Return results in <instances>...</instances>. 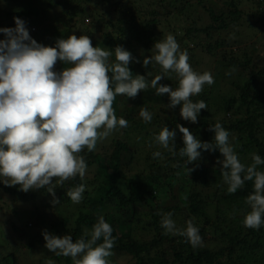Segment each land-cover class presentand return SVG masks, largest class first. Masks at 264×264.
<instances>
[{
    "label": "trees",
    "instance_id": "trees-1",
    "mask_svg": "<svg viewBox=\"0 0 264 264\" xmlns=\"http://www.w3.org/2000/svg\"><path fill=\"white\" fill-rule=\"evenodd\" d=\"M75 1L46 0L48 7L41 13L27 10L8 15H11L13 24H15V17L30 21L34 15H48L51 8L64 7L67 25H74V22L80 25L86 16H92L94 20L92 25L88 27L81 25L80 28L82 32L96 40V46L104 44L109 51L110 48L117 46H129V39H126L129 36L125 32L126 24L130 26V32L137 38L136 40H142L141 32L134 27V22L138 17L140 18V14L135 15L132 12L131 18L126 20L127 9H123V4H121L123 0H100L102 5H111L118 14H121L115 22L113 20L102 22L94 16V9L100 8L94 0H78L79 5L75 4ZM157 1L161 7V15L167 18V13L163 9L164 5L174 7L178 2L187 3L189 0ZM82 2L84 5L81 4ZM256 2L261 7V12L257 11V14L260 23L264 26V5L257 0ZM231 5L235 7L234 3ZM67 8L69 10H66ZM210 12L215 22L222 23L214 27V30L218 32L232 28L241 16L238 10H230V14L234 17V22L232 20L233 23H230L223 19V14L214 16V11L210 10ZM150 16L152 17L145 18L146 30H150L153 26L156 27L155 25L160 21L156 19L154 11L150 13ZM2 18L5 23V16L3 15ZM39 21L40 18L34 23L39 25ZM110 25L115 27V32L102 31V28ZM100 31L103 33L102 38H99ZM193 33L210 35V28L201 30L190 28L185 36H175V39L180 46H185ZM114 34L117 38L113 36ZM0 35L5 36L2 32ZM159 40L162 39L154 35L145 36V45L149 53L154 51V54H157L154 44ZM222 43L217 42L215 48H222L224 44ZM212 49L210 47V52ZM66 67L69 66L62 63L59 71ZM226 67L228 69L242 67L243 70H248V64L239 61H231ZM129 68L134 76L137 74L145 76L149 87L139 92L134 98L137 101L129 98L128 101L123 102L125 110L121 113L120 99L119 96L116 97L113 103L115 114L118 118H125L128 121V127L118 128L107 139L99 141L93 152L84 149L80 153L87 163L83 180L79 175L63 184L53 180L55 198L60 201L59 204L53 203L54 197L47 191V186L24 192L19 185H5L2 182L4 178L0 177V200L3 195H8L13 197L15 203L22 202L32 209L34 206V210L37 211L34 212L35 216L30 218L34 224H28V222L21 221L19 213L15 210L17 219L10 222L11 230L9 232L4 229L0 230L1 252L2 248L4 252L6 248L12 249L4 259L5 264H20V257L35 255L40 251L42 258L39 264H75L71 257L57 256L49 251L45 247L46 241L41 231L49 230L51 234L61 237L72 235L75 241L83 235L84 229L91 231L100 215L104 216L113 229L115 246L112 249L113 255L108 258L112 264L115 261L111 257H114L117 262L125 258L133 261L132 264H151L148 258H152L155 254L160 257V260L152 264H264V224L259 230L243 225L246 214L251 211L250 206L246 204V199L253 192L254 182L246 181L243 188L238 189L235 194H229L228 185L224 183L221 173L222 164L212 168L213 170L207 166L210 155H216L218 159L224 158L218 148L214 151L199 149L200 158L187 164L188 168L194 169L188 174L186 171L187 157L179 155L184 142L183 134L177 127V125H182L188 128L202 143H214L215 133L210 130V126L220 122L229 132V143L234 146L241 163L245 164V156H252L253 153L264 159V68L258 71L251 69L247 78L243 79L240 84H234L235 92L225 96L219 104V115H214L209 110L211 95L217 85L212 86L206 96L199 94L191 97L193 102L203 100L207 105V109L201 110L197 123L186 121L182 116L170 119L169 116H161L158 113L152 116L151 122L146 123L139 115L142 106L150 112L154 111L156 105L169 106L168 94L157 96L156 89L152 88L150 83L155 76L164 73L154 61L147 68L143 66V60L136 65L130 64ZM177 77V75L164 77L159 84L171 85L173 79L176 78L175 85H178L179 78ZM143 96L145 98H142ZM215 117H220V119L216 120ZM165 126H168L169 130L176 131L174 141L176 154L173 155L168 149L163 148L164 152H161V155L169 156L171 159L162 164L161 156L154 158L153 153L159 151L158 146H160L155 141V136ZM146 153L147 155L143 158ZM143 160H145L146 168L138 171V164ZM178 162L179 165H176ZM216 183L220 184L221 188L215 193L216 189L210 186L216 187ZM80 184L85 185L83 199L78 204L73 203L67 196V192ZM206 189L214 191L215 196L211 201L204 198L208 195ZM38 202L45 210L50 211V217L40 213L41 207L37 205ZM211 202L214 203L213 211L210 210ZM115 207L129 211L124 212L123 217L120 218L112 210ZM72 211L75 212L72 213ZM169 212L172 213L173 219V216H176L185 218V222L189 220L193 222L202 237L201 246L193 248L186 236L179 235L175 238L170 233L165 234L161 219ZM239 214L242 216L239 217ZM122 219H126V224L129 226V231L125 235H121L117 227V223ZM202 224L204 226H201ZM180 230H184L182 225ZM102 242L103 238L97 243ZM167 244L171 252H167L165 246Z\"/></svg>",
    "mask_w": 264,
    "mask_h": 264
},
{
    "label": "clouds",
    "instance_id": "clouds-1",
    "mask_svg": "<svg viewBox=\"0 0 264 264\" xmlns=\"http://www.w3.org/2000/svg\"><path fill=\"white\" fill-rule=\"evenodd\" d=\"M14 19L15 28H0L6 37L0 40V177L5 185H19L24 192L47 186L54 197L53 203L59 204L53 180L63 184L77 175L83 180L87 163L80 153L84 149L93 152L99 141L118 128L128 127V121L115 114L116 97L134 99L149 83L145 76L132 74L129 65L134 57L122 46L115 48L116 62L110 63L112 52L94 47L88 35L72 34L58 39L54 47L45 46L30 36L24 20ZM154 48L157 54L144 58L143 66L147 68L154 61L164 74L173 71L179 77L178 87L173 89L159 84L164 74L155 76L150 82L155 94H168L169 107L182 105V118L197 123L207 105L203 100L193 102L191 97L199 95L205 84L210 86L215 82L212 73L195 71L187 51L180 50L172 34L156 42ZM58 61L70 66L56 71ZM139 115L146 123L152 120L146 107H141ZM177 127L184 142L179 155L187 157L188 174L194 169L187 164L200 158L199 149L218 148L224 157L219 163L229 194L243 188L246 181L254 182L253 192L246 199L251 211L243 225L259 230L264 224V171L257 170V166L264 164V159L253 153L251 165L241 163L229 143V132L220 122L210 126L215 133L214 143H202L188 128ZM175 137L176 131L165 126L155 141L175 155ZM160 156L159 151L153 153L154 158ZM84 192L85 185L80 184L70 189L67 196L78 204ZM161 226L165 234L186 236L193 248L202 245L199 229L191 220L186 230H179L169 212L162 216ZM112 233V226L100 215L91 231L84 229L75 241L72 235L61 237L47 230L42 234L49 251L71 257L75 264H112L108 259L115 246ZM101 238L103 242L98 244Z\"/></svg>",
    "mask_w": 264,
    "mask_h": 264
},
{
    "label": "rangeland",
    "instance_id": "rangeland-1",
    "mask_svg": "<svg viewBox=\"0 0 264 264\" xmlns=\"http://www.w3.org/2000/svg\"><path fill=\"white\" fill-rule=\"evenodd\" d=\"M114 1V0H112ZM75 4L79 5V1L76 0ZM96 4L100 6L98 9H94L95 13L94 16L102 22H107L108 20H113L115 22L118 18H120L121 14L117 13L113 7L102 5L100 0H94ZM123 4V9H127L126 20H129L133 14L138 15L140 14V18L134 22V27L136 30H139L142 34L141 39L137 41L135 36L132 35L130 32V26L126 24L125 32L129 36V46H122L126 50L130 51L134 57L133 62L130 64H137V60L139 63L144 60L146 57L154 56V51L150 53L146 49L145 45V36L147 34L149 36L154 35L160 39L166 38L167 35L172 34L175 36H185V33L190 28L196 29H205L210 28V35L207 34H192L189 37V40L185 43V46H180V50H186L189 56V63L192 68L199 72L203 73L205 71L211 72L214 77V83L212 85H204L203 91L200 95H208L207 91L214 85H217V88L214 90L213 94L211 95V101L209 104V110L215 115H219L220 109L219 104L222 102L225 96H229L233 94L236 90L234 84H240L241 81L249 76L251 69H256V71L264 68V26L259 21L258 12H261L260 8L256 3V0H189L186 2H178L176 6L169 7L168 5H164L163 9L167 13V18H164L161 13V7L158 4L157 0H126L121 1ZM234 3L235 7L231 4ZM84 5V2L81 3ZM48 7V2L46 0H0V28H15L16 24H13V20L11 15L8 14H15L20 13L27 10H33L34 12L41 13ZM69 7V6H68ZM66 10H69L68 8ZM132 10V11H130ZM210 10L214 11V16H219L221 14L224 15L223 19H226V22L233 23L234 17L230 14V10L238 12L241 14L239 20L233 24L232 28L230 27L226 31H216L214 27L216 25L222 24L221 22H215L212 18ZM64 7L51 8L48 12V15L42 14L41 16L34 15L33 18L28 21L25 20V26L29 30L30 36L38 40L40 44L45 46H52L56 45V42L60 38H68L70 35L75 34L78 37L80 35H88L87 33L82 32L80 26L88 27L92 25L94 21L92 16H86L84 21L79 25L78 23L74 22V25H67L66 15L64 13ZM155 12V17L159 21V24L155 25L156 27H152L150 30H146V23L145 18H151L150 13ZM133 12V14H132ZM137 12V13H136ZM5 16V23L3 22L2 16ZM8 17V19H6ZM40 18V24L36 25L34 22ZM233 20V22H231ZM212 27V28H211ZM234 27V28H233ZM109 31L111 33L115 32V27L113 25L106 26L102 28L103 32ZM99 38H102L103 33L100 31ZM92 40V44L94 47L95 39L88 35ZM117 38V35H113ZM5 36L0 35V40L6 39ZM217 42H223L222 48H215ZM48 44V45H46ZM102 48H106L104 44L98 45ZM210 47L213 49L210 52ZM107 50V49H106ZM115 48H110L112 55L109 57L110 63H115ZM231 61H239L248 64V70H243L242 67H237L236 69H228L226 67ZM249 61V62H248ZM63 62H57L56 64V71H59V66H61ZM68 65V64H67ZM157 65V64H156ZM70 66V65H68ZM159 67H161L159 65ZM157 70L156 68H154ZM177 75L173 71H169L165 74V77H170ZM178 76V75H177ZM179 78V77H177ZM176 78L173 79V83L170 86L173 89L178 87L175 85ZM121 103L120 113L124 112L125 108L123 107V102L128 101V97L123 95H118ZM142 98H145L143 96ZM141 98V99H142ZM133 101H137L134 99ZM181 110V105H177L175 108L163 107L161 105H156L154 111L150 113L152 116L156 115L157 113L161 116L167 115L170 119L179 118ZM166 117V116H165ZM216 120H219L220 117H215ZM182 123V122H181ZM182 124H185L184 122ZM160 153L163 151V146H158ZM165 149V148H164ZM103 151V150H100ZM147 155L144 154L143 158ZM210 159L207 161V166L209 168H216L220 165L219 161L223 159H218L216 155H210ZM162 164L165 161H170V157L161 155ZM144 161H141L138 165V171L144 170L146 165L144 166ZM244 163L246 165H251L253 163L252 156L248 155L245 156ZM174 165V163H173ZM179 165V162L176 163ZM213 170V169H212ZM257 170L264 171V164L257 166ZM134 173V172H133ZM213 183L215 181H212ZM211 183V184H213ZM210 184V185H211ZM209 185V186H210ZM219 185V186H218ZM216 183V187L210 186L216 191L221 188V185ZM208 186V187H209ZM225 186V185H224ZM205 191L208 192V195H205V199L211 201L215 194L214 191H210L206 189ZM39 207H41V214H47L49 217L51 216L50 211H47L43 208L41 203H37ZM214 203L211 202L210 210L213 211ZM28 205L17 202L15 203L13 197L8 195H3L2 199L0 200V230L4 229V231L9 232L11 230L10 222L14 219H17L15 210L19 213L21 221L23 223L28 222V224H34V221L30 220L31 216L34 217L35 213L37 212ZM120 218L123 217L124 212L129 210H121L117 207L112 208ZM35 212V213H34ZM75 211H72L74 213ZM70 213V214H72ZM242 214H239V217ZM174 217V221L176 223L177 229H181V225L186 230L187 222H185V218H177ZM126 219H122L119 223H117L118 231H120L121 235H125L127 231H129V226L126 224ZM184 223V224H183ZM201 226H204L203 224ZM34 227V226H33ZM32 227V228H33ZM51 233L49 230H47ZM32 232H35L32 230ZM43 231H41L42 235ZM63 233V232H62ZM171 234V233H170ZM173 235V234H172ZM175 238L179 236V234L173 235ZM175 240V239H174ZM178 245V243H177ZM167 252H171L169 250V245H165ZM215 244L213 245V247ZM12 251V249H4L0 248V264H5L4 259L7 257L8 252ZM41 252V251H40ZM37 253L35 255H29L28 257H20V264H29L30 262L33 264H39L40 258H42L41 254ZM169 257V256H168ZM112 260L115 261L114 264H132L133 261L129 259H119L117 262L114 257H111ZM151 260V264L156 263L160 260V257L155 254L152 258H148Z\"/></svg>",
    "mask_w": 264,
    "mask_h": 264
},
{
    "label": "built area",
    "instance_id": "built-area-1",
    "mask_svg": "<svg viewBox=\"0 0 264 264\" xmlns=\"http://www.w3.org/2000/svg\"><path fill=\"white\" fill-rule=\"evenodd\" d=\"M264 5V0H259Z\"/></svg>",
    "mask_w": 264,
    "mask_h": 264
}]
</instances>
